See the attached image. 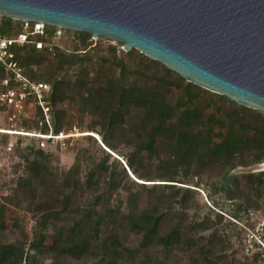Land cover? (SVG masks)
<instances>
[{"label":"trees","instance_id":"1","mask_svg":"<svg viewBox=\"0 0 264 264\" xmlns=\"http://www.w3.org/2000/svg\"><path fill=\"white\" fill-rule=\"evenodd\" d=\"M14 23L0 16L3 33ZM72 32L73 37L66 38L69 43L62 44H70V51L59 45L65 33L53 41L51 29L44 42L52 49L37 50L26 44L13 51L25 66L39 63L36 54L44 59L48 53L52 56V62L47 61L52 63L49 75H38L32 69L25 72L51 87L46 101L51 107L52 135L68 132L69 107L53 106L68 96L69 106L76 103L80 113L94 117L87 132L97 134L101 145L96 137L85 136L95 144L93 150H79L60 176L49 172L42 151L27 158L17 183L29 202L27 208L48 186L53 195L43 209L36 210L40 229L29 248L18 241L0 244V264H30L32 251L35 256H48L50 264H67V256H85L89 264H235L228 255L227 232L221 226L235 227L230 218L242 219L241 212L251 204L249 195L260 198L264 194V171L246 173L244 183L233 171L237 166L264 162V115L186 81L136 49L120 55L110 45L102 49L105 55L94 60L92 53L99 47L92 36ZM134 57L136 64L131 62ZM93 64L98 70L91 83L89 68ZM72 68L75 80L66 75ZM4 75L0 66V77ZM174 91L179 102L170 98ZM208 104L214 107L212 113L207 111ZM227 104L235 115L221 127ZM36 110L41 116V110ZM41 130L48 135L46 123ZM254 130L258 133L253 134ZM121 141L131 151L123 153L121 161L117 157L111 160V150H117ZM97 150L101 157L91 159V152ZM59 179L64 185L61 203L55 198ZM142 187L146 189L143 200ZM100 188L112 193L123 189L126 195L113 199L111 194L102 202ZM200 188L206 190L212 206L204 213L205 203L196 197ZM84 190L90 194L85 201ZM218 192L228 203L227 209H219L214 197ZM10 205L19 207L20 203L9 197L0 200V231ZM51 228L50 236L47 230ZM130 232L140 236L134 246L121 242L128 240ZM181 252L187 261L174 259ZM261 257L264 250L253 255L255 260Z\"/></svg>","mask_w":264,"mask_h":264},{"label":"water","instance_id":"2","mask_svg":"<svg viewBox=\"0 0 264 264\" xmlns=\"http://www.w3.org/2000/svg\"><path fill=\"white\" fill-rule=\"evenodd\" d=\"M0 16L122 43L264 115V0H0Z\"/></svg>","mask_w":264,"mask_h":264},{"label":"rangeland","instance_id":"3","mask_svg":"<svg viewBox=\"0 0 264 264\" xmlns=\"http://www.w3.org/2000/svg\"><path fill=\"white\" fill-rule=\"evenodd\" d=\"M65 38L62 39L59 43L61 47L65 50L70 51L71 45H62L68 44L66 38L73 37L72 31H65ZM94 43L97 44L99 49L97 52H93L94 60L99 58L102 55H105L104 49L108 46L113 45L117 49V53L120 55H125L121 52L122 43L112 41L110 39L99 37L93 39ZM80 49L82 47H79ZM103 49V50H102ZM35 59L38 64H31L29 66L21 65L24 71L29 69L39 74L49 75L51 73V64L47 61L52 62V56L48 53L46 58H42L39 55H35ZM133 64L137 63V57L131 59ZM131 63V65H133ZM91 70L90 79H92L96 74L98 67L97 64H93L89 68ZM67 76L72 77L75 80V68L69 69ZM173 102L177 101L179 98L178 92L174 91L170 96ZM179 102V100H178ZM68 96H64L61 101L56 102L55 107H62L67 109V118L70 119L68 124V132H63L62 135L65 138L61 140L56 139H46L40 138L39 134H42V127L44 126V117L39 115L37 108L32 104L24 106L21 110L17 111L13 108L0 106V129L9 130L12 133L5 134L0 133V200L4 197H9L13 201L17 200L20 203L19 207L9 206V210L5 216L4 228L0 231V244L12 243L15 241L26 244V248H29V243L36 237L39 232L40 227L38 226L39 216L36 213V210L43 209L46 205V202L51 200L50 188H46L43 192H38L37 198H35L31 205L30 209L27 208L28 201L25 199L26 195L22 190L17 189L18 179L24 175V169L27 165V158L32 159L35 155L36 150L43 152V155L47 157V167L49 172L53 173L56 176H60V173L67 170L74 161V157L79 150L87 149L89 151L93 150L95 145L92 141H88L85 136L92 135L95 138L96 143L100 144L97 139L98 135L95 133L87 132L88 125H91L94 121V117L90 114H82L79 112L76 107V103L69 106ZM207 111L213 112L214 107L211 104H208ZM222 119H220L221 127L227 122L230 116L235 115V110L231 105H226L222 110ZM220 116V114H219ZM50 125L51 118L49 119ZM44 122V123H43ZM48 127V135L51 132V129ZM258 130H254L252 133H258ZM124 141V140H123ZM101 145V144H100ZM105 151L108 152L104 147L101 146ZM110 151V150H109ZM131 151V146L127 145L125 142H122L118 145V149L112 151V159L117 157L120 161L122 160V154ZM92 153L91 159L98 160L101 157V153L97 150ZM117 153V154H116ZM119 154V156H118ZM37 157H42L39 154ZM124 160V159H123ZM155 165L157 160H152ZM257 164H252L248 166H237L233 171L235 175L244 183L245 174L251 173L249 170L253 169ZM262 171H256L252 173H260ZM128 173V172H127ZM130 177L131 175L128 174ZM84 172L82 174V182L84 180ZM132 178V177H131ZM133 179V178H132ZM165 183V182H157ZM141 192L140 198L145 196V188H139ZM64 191V185L62 180L59 179L57 194H55L56 201L61 203L62 195ZM84 192L83 201L89 198V192L86 190ZM196 194L197 199L205 203V206L202 208V213H204L207 208H211V204L207 200V192L204 188H200ZM98 194L101 196V201L109 197L111 194L113 199L125 198V191L123 189H118L113 193L106 191L103 188L98 190ZM104 197V199H103ZM216 202H218L219 209L228 208V203L223 200V196L218 192L214 195ZM251 204L248 210H243L241 212V220H234L229 216L225 215L227 218H230L232 222L236 224L232 228H224V232H227L228 240L231 244V248H228V255L230 259H234L235 264H264V258L261 257L257 260L253 259V255L260 253L261 250H264V194H260V198L249 195ZM141 206H143L141 202ZM247 209V208H244ZM45 232L46 229H43ZM50 236L53 233L52 228L47 230ZM50 239V238H49ZM49 239L47 240L49 242ZM140 240V236L130 232L128 234L127 241H121L122 244L134 246ZM118 244V246H120ZM35 252H31L30 264H50V259L48 256L44 255H34ZM187 261V257L184 253H176L174 259L179 261L181 259ZM67 264H89V259L85 256L83 257H71L67 256ZM183 261V260H182Z\"/></svg>","mask_w":264,"mask_h":264},{"label":"built area","instance_id":"4","mask_svg":"<svg viewBox=\"0 0 264 264\" xmlns=\"http://www.w3.org/2000/svg\"><path fill=\"white\" fill-rule=\"evenodd\" d=\"M50 29L53 41L60 40L65 32V29L41 22L15 21L11 30L8 33H3L0 24V66L5 72V75L0 77V106L19 111L32 103L41 110L44 122L51 129L49 121L51 107L46 101L50 95L51 87L46 82L34 81L28 77L15 58L13 51L15 47H22L26 44L34 45L37 50H42L45 46L52 49L51 44L44 42ZM0 133L10 134L12 132L0 129ZM38 136L56 140L65 138L62 133L55 136L52 135V132L49 135L39 134Z\"/></svg>","mask_w":264,"mask_h":264}]
</instances>
